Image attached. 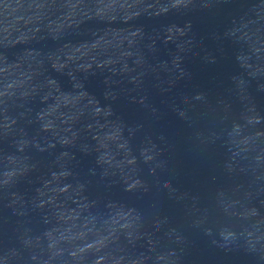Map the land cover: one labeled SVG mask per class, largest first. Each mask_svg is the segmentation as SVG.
<instances>
[{
    "label": "water",
    "instance_id": "water-1",
    "mask_svg": "<svg viewBox=\"0 0 264 264\" xmlns=\"http://www.w3.org/2000/svg\"><path fill=\"white\" fill-rule=\"evenodd\" d=\"M0 214L110 264H264V0H0Z\"/></svg>",
    "mask_w": 264,
    "mask_h": 264
}]
</instances>
